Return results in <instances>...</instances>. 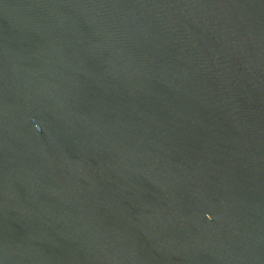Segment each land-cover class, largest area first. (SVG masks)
I'll list each match as a JSON object with an SVG mask.
<instances>
[{
	"label": "water",
	"instance_id": "95a60500",
	"mask_svg": "<svg viewBox=\"0 0 264 264\" xmlns=\"http://www.w3.org/2000/svg\"><path fill=\"white\" fill-rule=\"evenodd\" d=\"M0 264H264V0H0Z\"/></svg>",
	"mask_w": 264,
	"mask_h": 264
}]
</instances>
